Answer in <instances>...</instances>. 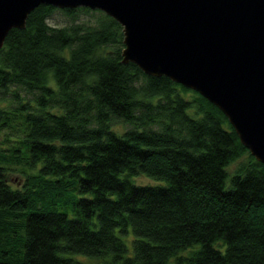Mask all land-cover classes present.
<instances>
[{
    "label": "trees",
    "instance_id": "1",
    "mask_svg": "<svg viewBox=\"0 0 264 264\" xmlns=\"http://www.w3.org/2000/svg\"><path fill=\"white\" fill-rule=\"evenodd\" d=\"M55 9L70 21L51 25ZM121 26L43 3L7 33L0 264H264V164L206 97L122 63Z\"/></svg>",
    "mask_w": 264,
    "mask_h": 264
},
{
    "label": "water",
    "instance_id": "2",
    "mask_svg": "<svg viewBox=\"0 0 264 264\" xmlns=\"http://www.w3.org/2000/svg\"><path fill=\"white\" fill-rule=\"evenodd\" d=\"M43 3L109 14L122 25V63L206 97L264 164V0H0V48Z\"/></svg>",
    "mask_w": 264,
    "mask_h": 264
},
{
    "label": "rangeland",
    "instance_id": "3",
    "mask_svg": "<svg viewBox=\"0 0 264 264\" xmlns=\"http://www.w3.org/2000/svg\"><path fill=\"white\" fill-rule=\"evenodd\" d=\"M86 18H88V15H82L81 18H79V20H83ZM70 17L66 15V13L62 12V11H59V10H54V12L49 16V20L48 22L51 24V25H63L65 23H68L70 21ZM64 54L66 55L67 54V50L64 51ZM113 126V129L119 131V132H123L124 128L127 126V125H124V123L122 124H119V123H115V124H112ZM249 155L246 154L244 156H240L239 158H237L236 160L232 161V162H229L228 164V167L226 168L227 169V172H228V175H232L236 169L240 166V162H244L247 157ZM6 177H7V182L11 184V186L13 187H18V188H21L23 187V184L25 182V178L26 176H24V174H22L21 172H16V171H12L11 170L9 171L8 174H6ZM130 181H132L134 184L137 183V185H146L147 183L148 184H159V183H162V181H156V180H153L149 177H147V175H137L135 174L134 176H131L129 177ZM228 184V183H227ZM118 231H116L117 233ZM85 261H89V264H120L119 263H110L109 259H105V260H99L98 259H89V258H83Z\"/></svg>",
    "mask_w": 264,
    "mask_h": 264
}]
</instances>
